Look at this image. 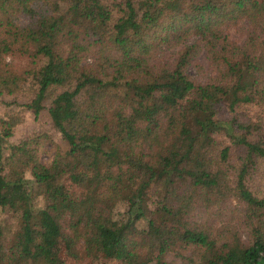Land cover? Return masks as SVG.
<instances>
[{
  "label": "trees",
  "instance_id": "trees-1",
  "mask_svg": "<svg viewBox=\"0 0 264 264\" xmlns=\"http://www.w3.org/2000/svg\"><path fill=\"white\" fill-rule=\"evenodd\" d=\"M200 51L205 81L187 73ZM19 93L66 149L43 162L27 141L3 145L18 121L0 119V208L18 217L0 264H63L49 253L64 228L108 264H264V197L246 183L264 117L218 116L264 106V0H0V95ZM231 200L245 240L202 218Z\"/></svg>",
  "mask_w": 264,
  "mask_h": 264
},
{
  "label": "rangeland",
  "instance_id": "rangeland-1",
  "mask_svg": "<svg viewBox=\"0 0 264 264\" xmlns=\"http://www.w3.org/2000/svg\"><path fill=\"white\" fill-rule=\"evenodd\" d=\"M17 21L22 22L23 17L18 16ZM242 26L244 24L239 23L236 27H228L226 30L227 35L235 40L242 39L241 35L244 31ZM192 39V37H188L185 41L191 42ZM172 51V47L168 49L162 48V51L158 52L156 56L159 58H167L172 55ZM87 57L89 58L90 56L88 55ZM13 61L17 62L16 60ZM85 62H89V60L86 59ZM187 73L191 78L198 81H205L213 76V70L207 65L203 51H200L191 59L190 64L187 66ZM28 96L22 93L15 96L7 94L0 95V119L7 122L13 119L18 121L10 127V135L4 138L3 145H14L22 141H27L29 147L34 150L38 158L43 162H47L55 154L63 152L66 149V144L61 139L59 133L52 128L44 110L38 116L34 117L29 110L20 106V104L27 101ZM218 116L222 119L233 117L241 122L259 121V118L264 117V106L253 103L240 104L235 107L233 112H229L227 108L221 106ZM4 127L6 125L0 124V133H2ZM217 138L220 140V136H217ZM224 143H226L225 140ZM240 153L241 148L232 146L229 161L234 163L237 155ZM246 183L255 195L264 197V161L258 162L250 170V175L247 177ZM66 189L72 196L81 195L80 190L76 187L67 186ZM37 205H40V201H37ZM237 207V203L233 200L219 206H210L208 209L202 211V218L214 229L228 230L236 228L241 239L245 240L247 236L246 226L242 222L240 211L237 210ZM125 209V203H117L112 210L113 217L121 220L124 216ZM17 218L10 211L0 208V230L4 245L7 244L12 232L17 228ZM136 226L142 229L145 227V222L140 220L136 223ZM64 231L66 237L64 240L58 239L55 241L49 253L50 259L62 262L63 264H108V261L99 255L92 257L86 255L81 249L80 241L73 240L72 234L67 228H64ZM187 251L184 253L187 254ZM171 255L172 253H168L166 260H173V264L183 263V260L178 258V256L172 258Z\"/></svg>",
  "mask_w": 264,
  "mask_h": 264
}]
</instances>
